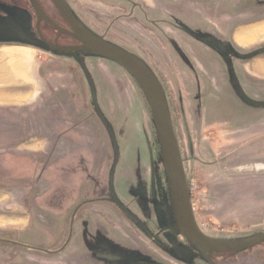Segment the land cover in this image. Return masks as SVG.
<instances>
[{"label":"rangeland","instance_id":"obj_1","mask_svg":"<svg viewBox=\"0 0 264 264\" xmlns=\"http://www.w3.org/2000/svg\"><path fill=\"white\" fill-rule=\"evenodd\" d=\"M65 2L79 23L140 59L159 81L187 177L193 171V214L200 232L219 241L264 233V119L247 128L249 109L228 89L208 103L210 119L244 116L242 122L200 125L193 114V66L200 73L210 66L219 91L224 84L223 66L208 59L217 54L207 50L208 40L225 54L247 57L244 67L238 62L240 75L245 84L260 80L264 100V40L236 43L243 30L264 23V0ZM163 13L165 25L151 23ZM62 54L0 34L1 63L31 78L30 89L6 93L5 99L27 98L0 104V264H206L193 245L162 232L173 220L170 196L153 118L136 82L114 63ZM79 58L103 120L93 109L94 91ZM256 63L263 66L254 71ZM71 116L87 127L83 139L75 133V140L55 141ZM65 143L78 152L90 149L85 164L90 169L79 187L72 173L58 176V167H48L64 153ZM113 167L115 196L157 241L104 200L110 197ZM213 261L264 264V244L215 255Z\"/></svg>","mask_w":264,"mask_h":264},{"label":"flooded vegetation","instance_id":"obj_2","mask_svg":"<svg viewBox=\"0 0 264 264\" xmlns=\"http://www.w3.org/2000/svg\"><path fill=\"white\" fill-rule=\"evenodd\" d=\"M36 1L39 4L42 11L44 12V14L47 16V18L52 23H54L61 30L67 31L69 33H73L72 29L61 18V16L56 11L55 7L53 6V4L50 0H36ZM164 15H165V13L162 14L163 17L159 21H151V23L157 22L156 24H158L161 22V23H163V25H165V21L162 20L164 18ZM77 22L79 23L78 20H77ZM26 24L29 26V31L35 40H40L41 38H43V40H45L48 43H51L53 45H57L60 47H64V48H77V47L81 46V44L79 42H77L74 38H72L70 35H68L66 33L58 32L57 30H55L51 25H49L45 21L38 22L37 17L34 13L33 8L31 7L29 0H0V25H2V27L5 30L10 31V33L12 34V38L17 39V40H25L27 37L26 29H25ZM79 24L83 28H85L90 34L97 37L98 39H101L98 36H96L94 33H92L90 30H88L86 27H84V25H82L81 23H79ZM174 26H177V25H174ZM101 40H103V39H101ZM103 41L108 43V44H111L105 40H103ZM211 42L214 43V41H209V40L207 42H205L206 45H208L207 50L208 51L214 50L217 52V54H216L215 59L212 56L211 57L209 56L208 59H210L214 62H217L218 64H221L223 66V68H221L222 70H220V71L223 75V79H224L223 83L224 84L222 85L221 90L219 91V89H220L219 82L212 76V70H211L210 66L206 65L203 67V68H205L204 73H200L198 70H196L195 66H193V110H194L193 114H194V116L198 115L200 117L198 120L194 119V123H196V124L198 123L200 125H209V124L211 125L212 124V125L224 127L226 125H228V126L233 125V124L236 125V124L242 122L244 119V116L238 117V119L234 118L232 120L222 119V118L220 119L219 117H217L215 120L210 119L211 118L210 112H212V111H210L209 110L210 108L207 107L208 103L212 100H217V101L220 100L219 99L220 95H221L220 93L221 92L223 93V91H225V89H228V91H230L232 93V95L238 101H240L241 104H243L245 107H247L249 109V115L248 116L252 120H250V123L247 125V127H256V126L260 125L262 120L264 119V115H263L264 100L262 99V92H261L262 83L257 78V79H252V81H251V79H249L248 84H245L246 80H245L244 76L240 75L239 67L237 66L239 64L238 62H242L243 65H241V66L244 67V62L246 61L247 57H245V55H236L235 54L236 52L235 53L230 52L229 54H225V52H223L222 50L213 47V45H211ZM16 43H20V42H16ZM20 44H23V43H20ZM111 45H113V44H111ZM113 46H116V45H113ZM116 47H118V46H116ZM118 48H120V47H118ZM48 51H50V50H48ZM50 52H53V51H50ZM54 53L60 54L63 52H60V53L54 52ZM72 54H76L78 56L87 55L90 58L101 59V60H104L107 62H111V61H108V60H105V59H102V58H99L96 56H92L88 53H75V52H73V53H63L62 55H72ZM77 61L81 65L83 74L90 81L92 91H94V93L92 95L93 109L96 112H98V117L103 120L102 114L99 113L100 108L97 105L98 103H97V97L95 94V87L92 84V79L89 75V72H88L86 66L84 65V59L79 58ZM111 63H114V62H111ZM114 64H116V63H114ZM117 66L120 67L119 65H117ZM121 69H123V68H121ZM165 99H166V97H165ZM95 104L97 105L98 110H96L94 108ZM167 106H168V103H167ZM73 116H71L72 118H68V121L66 122L67 126L63 125V127H64L63 134H62L63 136L61 135V136L54 137L55 141L61 137H62V139L68 138L70 140H75L76 136L73 135L75 133H80V134H77V136L79 139H81V138L83 139V134H82L81 130H86L87 127L85 125H83L82 122H80L77 119L78 116H75V118ZM108 133H109L110 137L113 136L115 143L117 145L114 132L112 130H108ZM257 136L259 137L261 135H259V133H257L256 137ZM256 139L257 138H255V140ZM113 145H114V143H113ZM65 146H66V149H65L64 153H62L61 157L58 158L59 160H57V162L55 163L56 159H54L51 162V164L48 165V167H51V168L58 167L57 170H59L61 172V174L58 176H61V175L67 176V175H70L72 173V175L74 177H76L75 180L77 182L79 181L78 182L79 184H77L79 187L80 182L85 180L84 178L86 177L85 176L86 171L90 169V167H88L89 169L86 170V167H85L86 166L85 164H87V158L89 159V156H90V153H89L90 149H86V151L83 153L82 151L81 152L77 151V149H78L77 146H70L69 143H65ZM85 153L87 155H85ZM1 159H2V157L0 156V169H2V164H3V161ZM182 165H183V163H182ZM257 168L260 169L261 167L258 166ZM183 169H184V167H183ZM184 173H185V170H184ZM192 175H191V177H187V174L185 173L186 183H188V180L192 179V177H193ZM113 176H114V173H113ZM109 184H110V182H109ZM166 184H167V182H166ZM112 186H113V183H112ZM64 188L66 189L67 187L64 186ZM167 188H168V185H167ZM112 189H113V187H112ZM108 192H110V197H109V199H104V200L116 208L117 205H115V203L112 200L111 190L109 189ZM113 193H114V190H113ZM116 199H117V197H116ZM117 201L120 204L118 199H117ZM192 201H193L192 195H190V204H192ZM94 203H95V200H94ZM116 209L118 210L119 208H116ZM119 211L121 213H124L120 209H119ZM126 213H127L126 216L131 221H133L137 225H139V224L143 225L142 223H139L137 218L134 217L133 215H131L127 210H126ZM144 226L146 228L145 233L149 237H151L152 240L157 241L158 235L153 234L148 229V227L146 225H144ZM166 227H164L162 232H164V233L168 232L167 230H165ZM47 253L53 254L50 252H47Z\"/></svg>","mask_w":264,"mask_h":264},{"label":"water","instance_id":"obj_3","mask_svg":"<svg viewBox=\"0 0 264 264\" xmlns=\"http://www.w3.org/2000/svg\"><path fill=\"white\" fill-rule=\"evenodd\" d=\"M50 1L61 18L72 29L73 33H69L58 28L47 18L36 0H29L38 22L45 21L58 32L70 35L81 44L80 47L64 48L48 43L43 40V38L35 40L32 37L27 24L25 26L27 34L25 40L12 38L10 31L5 30L2 25H0V34L6 36L13 42H20L53 52L88 53L92 56L116 63L134 79L144 95L153 118L161 153L162 165L168 185L173 220L169 223L165 230L193 245L197 252L202 254L206 264H216L213 261V256L215 255L240 254L257 247L258 245L264 244V233L255 234L249 238L238 241H219L210 239L200 232L195 222L190 204V195L187 188L182 160L172 128L169 109L160 83L152 71L140 59L116 46L98 39L83 28L77 22L65 0ZM95 109L98 110L96 104ZM111 139L116 147L113 136H111ZM114 167L110 176L112 200L122 212L127 214L125 207L118 203L113 193L112 183ZM138 227L143 231L146 230L144 225L139 224Z\"/></svg>","mask_w":264,"mask_h":264},{"label":"bare ground","instance_id":"obj_4","mask_svg":"<svg viewBox=\"0 0 264 264\" xmlns=\"http://www.w3.org/2000/svg\"><path fill=\"white\" fill-rule=\"evenodd\" d=\"M14 59L15 57L12 58V60ZM30 79V75L20 73L16 67H13L11 64L4 65L0 61V102L10 101V99H5L6 93H17L30 89L27 87Z\"/></svg>","mask_w":264,"mask_h":264},{"label":"crops","instance_id":"obj_5","mask_svg":"<svg viewBox=\"0 0 264 264\" xmlns=\"http://www.w3.org/2000/svg\"><path fill=\"white\" fill-rule=\"evenodd\" d=\"M242 38H243V40H242ZM262 40H264V23H259V24L253 25L251 28H248V29L243 30L240 33V35H238L236 37V43L239 46H246V45L249 46V45H251L253 43H256V42L262 41ZM262 66H263L262 64L256 63V64L253 65L252 69L254 71H256L258 68L261 69ZM9 98H10V101L0 102V104H18V103L15 102L16 99H19V98H27V96L15 94L13 96L12 95L9 96ZM13 98H16V99L14 100ZM258 126H260V125H258ZM258 126H256V127H258ZM254 134H257V133H254ZM259 135H260V133H259ZM191 168L193 170V159H192ZM191 174H193V171H192Z\"/></svg>","mask_w":264,"mask_h":264},{"label":"built area","instance_id":"obj_6","mask_svg":"<svg viewBox=\"0 0 264 264\" xmlns=\"http://www.w3.org/2000/svg\"><path fill=\"white\" fill-rule=\"evenodd\" d=\"M193 187H194L193 179L188 180L187 188H188L189 194L192 195V199H193V191H194ZM191 207H192V210H193V201H192Z\"/></svg>","mask_w":264,"mask_h":264},{"label":"trees","instance_id":"obj_7","mask_svg":"<svg viewBox=\"0 0 264 264\" xmlns=\"http://www.w3.org/2000/svg\"><path fill=\"white\" fill-rule=\"evenodd\" d=\"M233 255H236V254H233Z\"/></svg>","mask_w":264,"mask_h":264}]
</instances>
